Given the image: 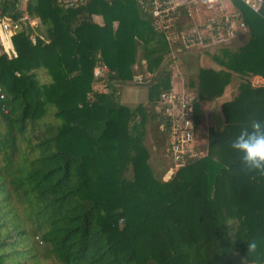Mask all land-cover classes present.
Wrapping results in <instances>:
<instances>
[{"label": "trees", "instance_id": "trees-1", "mask_svg": "<svg viewBox=\"0 0 264 264\" xmlns=\"http://www.w3.org/2000/svg\"><path fill=\"white\" fill-rule=\"evenodd\" d=\"M186 1L167 31L138 0L26 1L36 24L12 35L14 54L0 52V264H264V177L245 175L228 146L253 117L264 120V83L248 80L264 79V6L255 14L227 0L244 27L214 44L212 68L198 64L205 48L179 38L192 25ZM14 4L1 11L20 15ZM173 51L202 154L163 179L171 160L155 105L171 86ZM234 76L221 120L198 143L203 101ZM124 84L145 85L146 104L122 103ZM253 238L259 250L248 256Z\"/></svg>", "mask_w": 264, "mask_h": 264}, {"label": "built area", "instance_id": "built-area-1", "mask_svg": "<svg viewBox=\"0 0 264 264\" xmlns=\"http://www.w3.org/2000/svg\"><path fill=\"white\" fill-rule=\"evenodd\" d=\"M8 0H0V52H4L7 56L14 54L11 37L19 29L21 25L34 26L36 18L30 17L26 11L25 3L27 0H22L24 6L19 5L20 0L15 2V9L19 8L23 12L18 16H12L14 7L9 8L8 12L1 11L3 4ZM62 6H69L82 2L83 0H56ZM184 0H138L140 6L148 10L150 13V21L154 28H160L165 31L169 28L170 21L175 17L178 4ZM244 3V0H241ZM193 3L196 0H192ZM227 0H220L215 6H209L204 3L205 10L208 9L211 13L206 14V19L202 25L190 27L180 31L179 38L185 46L197 45L205 47L208 45V40L225 41L232 35L233 22L229 21L228 15L237 20L240 28H243L242 22L238 19V14L226 7ZM245 4V3H244ZM251 6H259L260 0H249ZM246 5V4H245ZM248 6L250 9L251 7ZM224 9V13L221 11ZM231 12L230 14L228 13ZM215 30L217 32L209 33L207 37L205 30ZM177 34L166 33V37L170 40L175 39ZM31 41L34 40V34L29 35ZM104 66H95L93 74L101 75ZM3 93L0 89V98ZM193 100L194 94L190 90L184 88H174L170 86L167 90H162L158 94L155 109L159 119V128L164 129L166 133L165 152L171 160V165L166 172L170 175L174 170L181 166L186 157L200 156L202 151L194 147V124H193Z\"/></svg>", "mask_w": 264, "mask_h": 264}, {"label": "rangeland", "instance_id": "rangeland-1", "mask_svg": "<svg viewBox=\"0 0 264 264\" xmlns=\"http://www.w3.org/2000/svg\"><path fill=\"white\" fill-rule=\"evenodd\" d=\"M185 2H187L185 0ZM204 4V3H203ZM21 5V3H20ZM189 11H190V17L192 19V25L191 27L194 26H199L202 25V22L206 19V14L210 15L211 13L209 12L208 9L205 10V6H202L201 1H198L193 3L191 0V4L188 5ZM228 7H230L228 5ZM227 7V8H228ZM230 10V8H228ZM224 13V9L221 11ZM232 12V11H231ZM231 12L228 11L230 14ZM226 13V12H225ZM229 21L233 22V29H232V34L234 33H239L243 30V28H240L237 24V20H235L233 17L228 15ZM214 33L217 32V29L215 30H205L204 33L207 37H209V33ZM226 41V40H225ZM217 41L208 40V45L203 47L205 48V51L200 50L199 52V58H198V64L203 67H212V68H217L219 67L212 59L211 55L212 54H218L219 49L214 45ZM193 47H200L197 45H193ZM173 56V62L171 63V80L170 84L172 87H180L183 86V83L185 82V73H184V67L181 64L180 58L178 57V52L173 51L171 52ZM144 64V62H142ZM104 66V65H103ZM105 66L104 70L105 71ZM102 71V73H103ZM102 75V74H101ZM150 75L149 72H139L136 74L137 78H139L140 81H142V78H148ZM99 76V75H98ZM41 77V75H40ZM240 77H233L229 83L224 85L222 92L217 98H209L205 99L203 101L201 110H200V115L197 123V128H196V139L198 143H205V131L207 127L214 126L217 122H219L222 118V113L220 110V104L222 101L230 98V96L233 94L235 91V86L236 83ZM249 82L253 85L255 84H260L264 83L263 80L254 78L250 76L248 78ZM137 81V80H136ZM139 81V82H140ZM93 89L97 91H104L106 88L103 85V82L101 81H94L92 85ZM120 101L124 104L127 105H134L137 102L145 103L146 102V86L143 84L140 85H133V84H124L121 86L120 89ZM146 104V103H145ZM166 140L164 141V148H165ZM170 175L165 171L162 174V178L166 179ZM42 264H55L52 260L48 259L46 262Z\"/></svg>", "mask_w": 264, "mask_h": 264}, {"label": "clouds", "instance_id": "clouds-1", "mask_svg": "<svg viewBox=\"0 0 264 264\" xmlns=\"http://www.w3.org/2000/svg\"><path fill=\"white\" fill-rule=\"evenodd\" d=\"M209 6H215L220 0H204ZM255 14H260L259 6H251L249 0H244ZM264 6V0H260ZM228 146L239 154L241 171L245 175L264 177V120L253 117L250 122L239 130ZM259 250V244L255 238L247 242V255H255Z\"/></svg>", "mask_w": 264, "mask_h": 264}, {"label": "crops", "instance_id": "crops-1", "mask_svg": "<svg viewBox=\"0 0 264 264\" xmlns=\"http://www.w3.org/2000/svg\"><path fill=\"white\" fill-rule=\"evenodd\" d=\"M18 3H19V5H20V3H21V5H20V6H24V4H23L22 0H20ZM228 5H229V3H228V2H226V7H228ZM229 6H230V5H229ZM228 8H230V10H232L231 6H230V7H228ZM252 77H254V78H258V79H261V80H263V81H264V79H263L262 77L258 76V75H253ZM174 88H177V87H174ZM178 88H183V86H180V87H178ZM216 98H217V97H216Z\"/></svg>", "mask_w": 264, "mask_h": 264}]
</instances>
